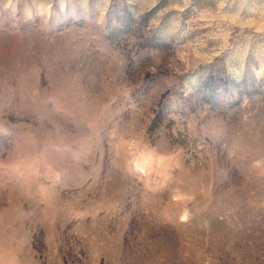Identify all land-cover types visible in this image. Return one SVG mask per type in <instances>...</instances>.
Masks as SVG:
<instances>
[{
	"label": "rangeland",
	"instance_id": "obj_1",
	"mask_svg": "<svg viewBox=\"0 0 264 264\" xmlns=\"http://www.w3.org/2000/svg\"><path fill=\"white\" fill-rule=\"evenodd\" d=\"M0 264H264V0H0Z\"/></svg>",
	"mask_w": 264,
	"mask_h": 264
}]
</instances>
